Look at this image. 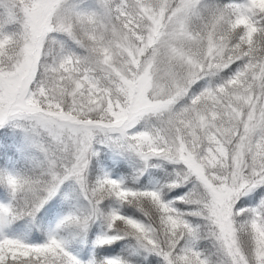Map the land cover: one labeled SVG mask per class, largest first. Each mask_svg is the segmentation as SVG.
<instances>
[{
	"label": "snow or ice",
	"instance_id": "snow-or-ice-1",
	"mask_svg": "<svg viewBox=\"0 0 264 264\" xmlns=\"http://www.w3.org/2000/svg\"><path fill=\"white\" fill-rule=\"evenodd\" d=\"M0 264H264V0H0Z\"/></svg>",
	"mask_w": 264,
	"mask_h": 264
},
{
	"label": "rangeland",
	"instance_id": "rangeland-1",
	"mask_svg": "<svg viewBox=\"0 0 264 264\" xmlns=\"http://www.w3.org/2000/svg\"><path fill=\"white\" fill-rule=\"evenodd\" d=\"M117 251H118V249H117Z\"/></svg>",
	"mask_w": 264,
	"mask_h": 264
}]
</instances>
